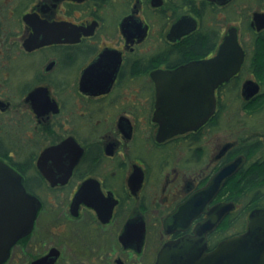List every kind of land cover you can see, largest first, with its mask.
Wrapping results in <instances>:
<instances>
[{"label": "flooded vegetation", "instance_id": "obj_1", "mask_svg": "<svg viewBox=\"0 0 264 264\" xmlns=\"http://www.w3.org/2000/svg\"><path fill=\"white\" fill-rule=\"evenodd\" d=\"M44 29L62 41L34 47ZM232 33L245 59L212 116L160 138L154 74ZM0 163L39 203L2 264H157L212 218L208 252L244 235L264 210V0H0Z\"/></svg>", "mask_w": 264, "mask_h": 264}, {"label": "water", "instance_id": "obj_2", "mask_svg": "<svg viewBox=\"0 0 264 264\" xmlns=\"http://www.w3.org/2000/svg\"><path fill=\"white\" fill-rule=\"evenodd\" d=\"M181 27V23L176 29ZM43 39L36 37L34 47L62 41L57 31L44 29ZM29 41L28 43H33ZM245 53L234 33L228 36L218 55L180 67L167 76L168 88L161 87L154 121L161 124L160 138L198 129L212 116L215 108V89L231 80L240 70ZM39 208L20 183L19 176L0 163V264L9 256L11 247L27 236L34 225ZM231 206L227 207L228 211ZM212 218L196 229L195 237H184L167 243L157 264H264V210L250 216L248 231L229 238L213 251H207V233L218 224Z\"/></svg>", "mask_w": 264, "mask_h": 264}, {"label": "trees", "instance_id": "obj_3", "mask_svg": "<svg viewBox=\"0 0 264 264\" xmlns=\"http://www.w3.org/2000/svg\"><path fill=\"white\" fill-rule=\"evenodd\" d=\"M203 52V49H196L194 50L195 55H199Z\"/></svg>", "mask_w": 264, "mask_h": 264}]
</instances>
